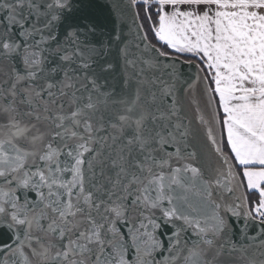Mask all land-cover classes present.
Listing matches in <instances>:
<instances>
[{
  "label": "snow or ice",
  "instance_id": "6c2138e0",
  "mask_svg": "<svg viewBox=\"0 0 264 264\" xmlns=\"http://www.w3.org/2000/svg\"><path fill=\"white\" fill-rule=\"evenodd\" d=\"M0 264H264V0H0Z\"/></svg>",
  "mask_w": 264,
  "mask_h": 264
}]
</instances>
